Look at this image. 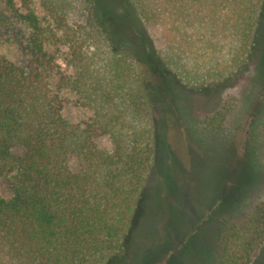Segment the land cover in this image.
Masks as SVG:
<instances>
[{
	"label": "trees",
	"instance_id": "trees-1",
	"mask_svg": "<svg viewBox=\"0 0 264 264\" xmlns=\"http://www.w3.org/2000/svg\"><path fill=\"white\" fill-rule=\"evenodd\" d=\"M3 1L22 7L31 59L0 56V176L13 191L0 194V264H109L161 152L158 88L138 58L128 7L182 90L241 83L204 118V133L227 128L247 104L264 0ZM1 23L13 19L2 11ZM67 93L92 111L85 125L64 117ZM225 217L219 264H251L264 245V196Z\"/></svg>",
	"mask_w": 264,
	"mask_h": 264
},
{
	"label": "rangeland",
	"instance_id": "rangeland-1",
	"mask_svg": "<svg viewBox=\"0 0 264 264\" xmlns=\"http://www.w3.org/2000/svg\"><path fill=\"white\" fill-rule=\"evenodd\" d=\"M2 11L13 24H0V56L26 65L31 59L27 48L31 31L19 19L22 7L18 3L10 9L0 0ZM127 14L139 45L138 58L158 88L154 109L161 152L122 252L109 264H219L218 238L225 215L244 213L264 196V11L247 104L242 103L244 108L232 115L227 128L204 133L199 126L204 118L237 96L241 83L211 94L182 90L136 9L128 7ZM66 99L67 121L81 125L90 121L91 110L76 104L71 93ZM99 144L110 146L111 141L104 138ZM70 163L76 167L75 156ZM10 180L0 176V194L5 197L13 195ZM251 264H264V245Z\"/></svg>",
	"mask_w": 264,
	"mask_h": 264
}]
</instances>
